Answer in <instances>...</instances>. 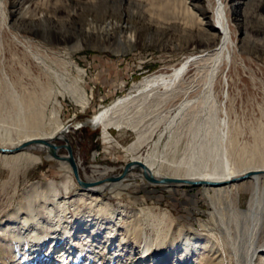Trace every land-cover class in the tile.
<instances>
[{
	"label": "rangeland",
	"instance_id": "obj_1",
	"mask_svg": "<svg viewBox=\"0 0 264 264\" xmlns=\"http://www.w3.org/2000/svg\"><path fill=\"white\" fill-rule=\"evenodd\" d=\"M150 1H155L157 9L168 0H4L5 14L0 10L2 93L12 89L19 93L25 89L46 93L45 124L51 128L64 125L65 137L72 143L80 171L88 182L121 173L135 156L147 157L165 130L163 123L157 125L158 103L143 97L127 103L114 116L121 126H109V142L103 137V129L90 121L93 115L118 98L137 94L145 77L177 64L187 53L208 47L204 36L207 27L201 19L204 10L195 1L187 0L197 17L188 31L182 29L181 19L170 20L173 27H164L166 21L151 14ZM238 2L242 8L238 16L230 8L238 50L223 72L233 134H238L237 150L244 145L250 149L258 136L264 138V0H232L229 5ZM213 6L211 0L210 15ZM177 16H182V11ZM40 18L45 21H38ZM108 20L128 22L127 26L139 35L138 42L127 48L90 44L73 50L74 40H58V34L64 32L84 37L83 31L90 22L102 25ZM46 33L50 37L47 40ZM212 42L209 47L216 46L217 41ZM185 43L183 48L175 47ZM72 85H78L82 91L74 94ZM83 91L86 106L81 103ZM179 130V144L166 132L157 145L156 157L167 159L166 169L175 170L179 163L187 167L191 161V166L197 167L206 160L201 155L204 147H200L205 132L195 139L187 124ZM55 143L64 142L59 139ZM232 145L229 142L227 147L231 150ZM208 146L209 157L220 151L216 139ZM24 150L39 155L41 160L12 166L5 156L0 157V264H153L157 244V264H204L196 261L194 253L187 260L175 262L186 231L214 235L217 248L224 252L221 263L239 264L235 248L243 251L244 244L233 241L246 239L247 235L242 237L235 228V220L227 215L225 222L231 226V236H226L219 217L215 220L212 216L215 206L203 185H159L146 177H132L143 174L136 168L129 174L130 185L119 193L108 187L101 198L91 197L74 177V184L65 189L63 180L68 171L62 160L52 155L47 158L38 147ZM58 153L67 152L62 149ZM235 158L233 152L232 159ZM51 182H55L58 193ZM213 191L210 189V194ZM253 191L250 178L239 182L237 205L247 208ZM102 198L110 206L103 204ZM164 213L171 219L160 224L157 217ZM31 216L38 218V223L24 222V218ZM171 221L174 226L169 229ZM173 238L176 243L172 245ZM263 239L261 235L260 244H264ZM147 246L152 249L144 256L143 248Z\"/></svg>",
	"mask_w": 264,
	"mask_h": 264
},
{
	"label": "bare ground",
	"instance_id": "obj_2",
	"mask_svg": "<svg viewBox=\"0 0 264 264\" xmlns=\"http://www.w3.org/2000/svg\"><path fill=\"white\" fill-rule=\"evenodd\" d=\"M193 1L200 5L199 8L201 7L204 10L203 18L201 19L203 25L207 27L204 36H206L205 44L208 47L199 52L187 53L177 64L145 77L141 80L137 94L118 98L112 104L96 112L90 119L94 125L100 126L103 129V137L106 142H109L112 138L109 126L112 124L121 126V122L115 120L114 116L127 103L140 97L157 102L156 106L159 111L157 125L160 126L163 123L165 130L159 135L154 149L145 158L141 156L133 157L129 163L134 162V165L126 174H123L122 171L117 175L108 176L99 182H88L87 178L83 177L79 168L82 179L89 184V187L79 185L74 175H71L72 167L68 160L58 158V160H62L63 167L68 171L63 180V186L66 190L70 189L71 185L74 184V177L78 185L88 191L91 197L95 195L97 198H101L102 192L108 187L114 193H119L121 189L128 187L130 183L127 180L130 178L133 169L136 168L142 170L143 174H132V177H139L143 180L146 177L144 175V169H146L156 179L153 183L159 185L166 184L167 187L185 183L203 185L207 195L215 206V212L212 213V216L215 220L216 216L219 217L222 230L224 231V228H226V232H224L226 236H231V226H228L225 222L227 215L231 217V219L229 217L231 221L235 220V228L238 229L242 237L243 235H247L246 239L243 238L244 240L241 239V241L239 240L240 242L238 240L233 241L238 245L244 244L241 248L243 251H240V248L237 247L235 248L236 251L238 250L236 254V251L233 250L239 258L235 260L239 264H258V262L264 264V244H260L261 235H264V138L258 136L257 141L254 142L255 144H252L253 146L250 149L246 145L238 150L236 149L238 134H233L234 127H232L227 105L229 98L228 90H226L228 85L227 79L225 78L223 81V72L232 64L233 53L238 50L237 42L233 38L235 24L230 8L232 7L234 15L238 16L242 9L239 5L241 3L238 2L230 6L229 1L232 0H214L213 13L210 15L208 9L211 0H190V2ZM150 4L151 14L155 13L159 18L166 21L165 23L167 24L162 22V25H167L164 27L172 26V24H169L170 20L181 19V24H183L181 26L182 29L188 31V26L194 25L197 22V17L192 7L188 5L187 0H168L159 5L157 9L154 7L156 5L155 1H150ZM0 10L2 13L5 11L4 0H0ZM179 10L182 11V16H177ZM38 21L44 22L45 20L40 18ZM157 23L160 24L161 22L157 21ZM127 24L128 22L118 24L117 22H112V20H108L102 25L90 22L83 31L84 37L76 38L64 32L58 34V40L62 43L74 40L75 43L71 47L73 50L81 49L85 45L90 44L100 47L115 45L119 48H127L135 45L139 40L137 32L132 31ZM151 26L156 27L152 23ZM48 35L47 33L44 34L46 40L50 38ZM212 41H217L215 47H209ZM186 44L176 45L175 47L177 49L183 48ZM70 88L74 94L82 91L78 85H72ZM45 95V92L41 93L33 91V89L29 91L25 89L20 93L16 89H12L5 94L2 93L0 87V157L5 156L12 166L26 165L30 162L41 160L39 155H35L24 149L38 147L46 153L47 158H50L51 155L53 156V153L51 147L48 145L49 142L55 143L59 139L62 141L66 139L65 131H63L65 127L62 123L56 128H51L45 124L47 117ZM81 99L82 105L86 106L88 101L84 91ZM56 120L60 121L59 118ZM186 124L190 134L195 139L202 131L203 133L205 132V135L203 134L204 137L202 136L203 139L200 140V147H204L201 149V155H205L206 160H200V165L194 168L191 166L193 163L191 161L187 167L179 163L178 168L175 170H172L170 167L166 169L165 166L169 162L167 163V159L163 157L160 159L156 157L158 153L157 145L166 132L171 134V138L175 144H179L180 132L182 131L179 129ZM237 131L239 132V130ZM149 138H146L145 141H148ZM215 139L219 143L218 149L220 151L215 156H210L213 159H209L210 157L207 153L208 145L209 142ZM229 142L233 143L231 150L227 147ZM59 150H62V148H59ZM185 152L186 149H184L181 157L184 156ZM233 152L236 155L234 160L232 159ZM245 153L248 154L244 155ZM136 162L143 163L145 167L138 168ZM105 173L106 171L103 175ZM163 178H170L172 182H161ZM248 178L253 182L254 191L249 200L248 207L243 209L236 203L237 188L239 182ZM50 184L56 189L55 182H51ZM35 187L37 186L34 185ZM37 188L39 189V187ZM210 189L214 190L213 194H210ZM57 190L56 193L59 192ZM102 200L103 204L110 206L103 198ZM226 205L229 206L227 207ZM157 219L158 223L162 224L171 219V217L168 213H164L158 216ZM33 220L36 223L39 221L34 216L24 218V222L27 225H30ZM173 226L174 223L171 221L169 229L173 228ZM31 232L32 228L29 233ZM159 235L160 232L158 233ZM213 236L194 235L186 231L182 237L181 251L177 253L175 262L182 259L187 260L194 253L196 261L203 262L204 264H217L218 261V264H220L224 252L222 254L220 252L221 249L217 248L218 241H214L215 238ZM174 243H176L175 238L172 239V245ZM149 245H152V243L150 242ZM151 247L147 246L143 248L144 256H146L145 253H150L148 251ZM157 247L158 244L154 247L153 264H157L160 258L159 247L158 249ZM244 247L245 249H243ZM58 253H60L59 250Z\"/></svg>",
	"mask_w": 264,
	"mask_h": 264
},
{
	"label": "water",
	"instance_id": "obj_3",
	"mask_svg": "<svg viewBox=\"0 0 264 264\" xmlns=\"http://www.w3.org/2000/svg\"><path fill=\"white\" fill-rule=\"evenodd\" d=\"M88 123H89V119H88ZM63 141H64V143H62V144L49 142L48 145L52 149L53 156L56 157V158H65L66 160H68V162L70 163V165L72 167L73 175H74L75 179L77 180V182L79 183V185H81L82 187H89V184L87 182H85L82 179V177H81V174H80V171H79V166L77 164L76 157H75V154H74L73 145L69 142V140L67 138L64 139ZM59 148L65 149V151L68 154L67 155L59 154L58 153ZM133 163L125 164L124 170H123V174H126L130 170V168L134 165ZM136 163H137L136 166L138 168L145 167V165L143 163H141V162H136ZM144 175L146 176V178L149 181H151V182H155L156 181V179L153 176H151V174H149L146 169H144ZM162 181L163 182H172V180L170 178H163V179H161V182Z\"/></svg>",
	"mask_w": 264,
	"mask_h": 264
}]
</instances>
